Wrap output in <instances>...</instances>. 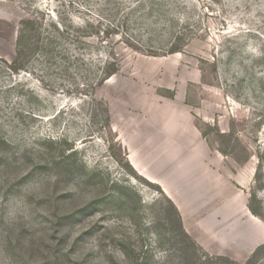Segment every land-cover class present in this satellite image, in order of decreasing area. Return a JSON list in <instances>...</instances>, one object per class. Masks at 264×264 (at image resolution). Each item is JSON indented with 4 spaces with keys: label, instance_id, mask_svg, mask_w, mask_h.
Returning <instances> with one entry per match:
<instances>
[{
    "label": "rangeland",
    "instance_id": "obj_1",
    "mask_svg": "<svg viewBox=\"0 0 264 264\" xmlns=\"http://www.w3.org/2000/svg\"><path fill=\"white\" fill-rule=\"evenodd\" d=\"M264 264V0H0V264Z\"/></svg>",
    "mask_w": 264,
    "mask_h": 264
},
{
    "label": "trees",
    "instance_id": "obj_2",
    "mask_svg": "<svg viewBox=\"0 0 264 264\" xmlns=\"http://www.w3.org/2000/svg\"><path fill=\"white\" fill-rule=\"evenodd\" d=\"M140 264H143V263H140Z\"/></svg>",
    "mask_w": 264,
    "mask_h": 264
}]
</instances>
